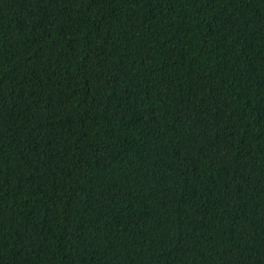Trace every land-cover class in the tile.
<instances>
[{
  "label": "trees",
  "instance_id": "1",
  "mask_svg": "<svg viewBox=\"0 0 264 264\" xmlns=\"http://www.w3.org/2000/svg\"><path fill=\"white\" fill-rule=\"evenodd\" d=\"M0 264H264V0H0Z\"/></svg>",
  "mask_w": 264,
  "mask_h": 264
}]
</instances>
